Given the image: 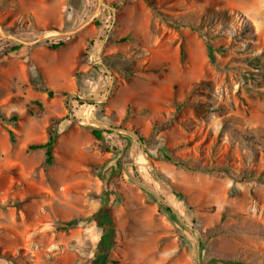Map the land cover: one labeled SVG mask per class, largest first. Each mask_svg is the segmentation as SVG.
Segmentation results:
<instances>
[{
  "label": "rangeland",
  "instance_id": "374dc122",
  "mask_svg": "<svg viewBox=\"0 0 264 264\" xmlns=\"http://www.w3.org/2000/svg\"><path fill=\"white\" fill-rule=\"evenodd\" d=\"M104 203L113 264H264V0H0V264H87Z\"/></svg>",
  "mask_w": 264,
  "mask_h": 264
},
{
  "label": "trees",
  "instance_id": "16d2710c",
  "mask_svg": "<svg viewBox=\"0 0 264 264\" xmlns=\"http://www.w3.org/2000/svg\"><path fill=\"white\" fill-rule=\"evenodd\" d=\"M47 47L50 50H58L65 45V40L62 37H56L54 40H44ZM16 49V47H14ZM109 64V61L107 60ZM94 67H99L95 65ZM43 91H46L48 95H52V92L46 88H43ZM112 131L106 130L104 128H91V134L98 140L104 138V134H110ZM58 133L56 129H53L49 132L47 140L42 143L30 144L28 146L29 151H35L38 149H43L45 152V164L47 166L52 165L54 162L53 149L57 143ZM13 141V137H11ZM166 158L171 159L169 156ZM182 164V163H181ZM159 202V201H158ZM160 206H163L160 203ZM164 207V206H163ZM166 210L171 211L169 207H165ZM91 220L94 221L96 226L100 228L101 234L96 244V249L87 264H113L116 261L112 259V253L116 247V227L114 218L112 215L111 207L107 204H101L97 210L92 213ZM77 220H70L64 223L59 229L67 230L75 227L77 225Z\"/></svg>",
  "mask_w": 264,
  "mask_h": 264
},
{
  "label": "water",
  "instance_id": "95a60500",
  "mask_svg": "<svg viewBox=\"0 0 264 264\" xmlns=\"http://www.w3.org/2000/svg\"><path fill=\"white\" fill-rule=\"evenodd\" d=\"M50 33H52V32H47V33H45L44 34V36H43V38H46L47 36H48V34H50ZM54 33V32H53ZM54 34H60L59 32H55Z\"/></svg>",
  "mask_w": 264,
  "mask_h": 264
}]
</instances>
